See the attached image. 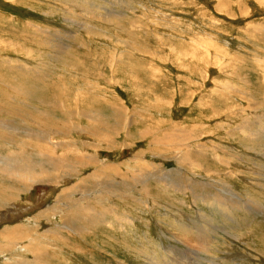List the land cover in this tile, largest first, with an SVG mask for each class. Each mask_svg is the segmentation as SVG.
I'll return each mask as SVG.
<instances>
[{
  "label": "rangeland",
  "instance_id": "obj_1",
  "mask_svg": "<svg viewBox=\"0 0 264 264\" xmlns=\"http://www.w3.org/2000/svg\"><path fill=\"white\" fill-rule=\"evenodd\" d=\"M0 14L4 16L3 21L0 19V37L13 38L12 41L28 48L26 53L17 48L8 50L9 53L0 51V61H5V57L14 60L10 73L2 66L0 73L6 75L7 71L25 87L41 89L34 98L35 106L41 98L59 94L66 85L72 95L80 91L92 101H102L103 104L94 107L97 110L101 111L110 101L114 103L113 110L121 103L136 113L137 107L146 109L152 99L139 97L128 87L126 80L139 72L156 88L157 94L177 95L174 94L177 101L173 107L160 114L150 112L146 117L173 119L187 127L198 124L203 127L198 137L204 136L197 137L194 143L203 141L206 150L213 147L216 150L198 158L208 171L190 168L192 173L184 172L174 160L163 165L165 162L149 155L153 165L161 164L166 170L184 173V179L178 177L179 183L169 179V187L149 182L154 184L152 197L140 198L142 203L151 202L150 208L140 206L141 209L134 204L135 207L123 208L119 213L124 221L117 217L109 226L106 221L109 216L101 215L91 222L83 218L86 234L107 241L106 247L101 245L106 249L98 253L97 248L84 247L85 251L97 254L96 258L89 254L78 258L66 248L62 252L66 257L64 264H264V0H0ZM184 48L198 49L209 60L201 64L193 59L189 63L184 58L175 61L171 56ZM112 55L116 59L110 71L105 66ZM180 62L187 63V69L178 68ZM240 90L247 92L248 97H242ZM151 92L154 93L152 88ZM85 121L57 120L55 126ZM142 125L140 121L127 129L135 135ZM31 127L41 130L34 123ZM72 136L80 138L77 134ZM123 136L116 140L118 144L124 140ZM147 138L102 158L104 162L123 163L122 169H128L130 178L133 165L128 160L139 152L140 146L149 148L151 137ZM183 168L186 170L187 166ZM150 171L155 173L154 166ZM146 172L143 174L148 175ZM0 176L4 173L0 172ZM193 182L190 188L194 194L178 191V185L187 189L185 186ZM52 187H37L14 213L0 219V229L8 226L22 230L19 235L22 244L13 250L19 259V262L15 257L12 260L16 264L25 257L31 259L26 246L42 239L40 233L51 232L48 242L60 240L49 228H55L61 221L49 217L47 208L63 187ZM137 191L132 195L136 204H140ZM122 199L131 203L125 197H117L94 201L92 207L102 213L105 210L113 213L123 205ZM28 230L30 235H25ZM68 234L80 238L74 231ZM110 245L124 259L112 258V252H106ZM46 257L52 264H60L58 254L47 251ZM6 259L0 257V264L8 262Z\"/></svg>",
  "mask_w": 264,
  "mask_h": 264
},
{
  "label": "bare ground",
  "instance_id": "obj_2",
  "mask_svg": "<svg viewBox=\"0 0 264 264\" xmlns=\"http://www.w3.org/2000/svg\"><path fill=\"white\" fill-rule=\"evenodd\" d=\"M2 17L4 16L0 14L1 20ZM87 32L88 34H93L91 31ZM5 37H0L1 52L9 53L8 50H16V48L20 52L26 53L28 51L25 45L17 41H12L14 40L13 38H11V40ZM197 50L184 48L182 52L177 55H172L171 57H174L175 61L184 58V62L187 63H189V59L200 61V64L201 62L206 63L209 60V56L207 55L205 57ZM10 58L11 57H5V61H0V66H2L4 70H8L9 73V70L13 68L14 62V60ZM111 58L110 63L106 62L105 66L110 71L113 70L116 55H112ZM157 58L159 59L160 57ZM215 60L220 62L219 58H215ZM147 63L149 64L150 62L147 61ZM187 63L183 64L180 62L178 68L187 69ZM218 65H220V63H218L217 66ZM5 74L6 75H2L0 73V172L4 173V176H0V219L9 217L11 212L14 213V211L19 208V204L24 203L27 197L30 196L37 187L45 186L46 188L51 187V189H54L52 186L63 187L61 193L55 197L53 205L47 208V215L50 214L49 217L53 218V216H55L56 220L59 219L61 221L55 228H49V230L55 234L56 238L60 240L57 242H48L46 240L50 237L51 232L44 231L40 233L42 239H36L37 243H35V245L32 243V245H34L33 247L31 244L28 246L29 243L26 246L31 259L26 260L25 257L19 264H52L50 260H47V251L58 254L61 258L60 264H64L66 263V257L62 252L66 248H69L68 251L70 253L72 252V254L75 253L78 255V258L79 256H84V258H86L85 256L88 254L96 258L97 254L85 251L84 247L97 248L99 253L103 252V249H106L105 243L108 242L105 241L104 243V240H96L92 237V234H86L83 218L91 222L101 215L105 217L109 216L110 219L107 218L106 221L110 226L112 225L110 224L111 221L115 220L114 218L118 217L120 221L123 219L121 218L123 215L119 213L123 208L135 207L132 204L139 207L141 206L144 209L150 208L151 202L149 204L141 202V198L149 200L153 195L152 189L154 184L149 182H158L162 186L169 187V184H167L169 179L172 183H179V178L184 179L183 177H185L184 173L180 174L175 171L164 169L163 165L171 162V160H174V163L181 167L184 172L187 171V173H192L193 170L191 171V169L207 170L202 166V163H199L200 161L198 158L201 157V155H207L213 152L215 148L213 147L206 150V145L202 143L203 141L198 143H194L193 141L198 137L203 127L195 123H192V127H187L182 125V123L178 122L177 124L173 122V119L156 116L146 117V114L150 112L160 114L165 108L167 111L168 108L174 106V101L177 98H174L176 95L175 93V95L169 93L168 96L165 92L157 94L156 88L150 86L145 80L146 78L139 72L132 76L130 80H126V82L130 84L128 87H131V91L136 92L139 97H151L155 100L152 102V99H150L151 103H147L149 105L146 109L137 107L138 110L136 113L132 111L133 109L131 110L127 107L126 104L121 105V103H117L113 110L114 103H111L109 100V102L105 103L101 108V111L97 110L94 107L98 104H103L102 101L99 103L95 101L96 99L92 101L88 99L87 95L85 96L84 92L80 91L72 95V93L70 94L65 88L66 85H63V88L59 90V94L55 93L52 97L41 98L42 100L35 106L36 100H34V98L38 93H41V89L35 91L31 88H27L20 84V82H16L15 78L9 76L7 71ZM59 84L61 83L59 82ZM150 87L154 90V93L151 92ZM239 93H241L242 97H248L249 95L247 92L244 93L241 90ZM53 101H57V103L51 104ZM38 106H42V108ZM49 106H52L53 109H50ZM111 109L113 112H111ZM136 117H140V120H136ZM83 118L86 120L83 124H81V122H75L74 124L64 127L55 126L57 120L71 122L74 119L81 120ZM128 121L131 122L128 124ZM140 121H143V125L138 128L140 131L133 135L128 131L127 127L139 125ZM31 123L39 126L41 130L38 131L33 129ZM144 125L146 126L145 129L143 128ZM73 134H77L80 138L77 140L72 139ZM122 134H124L123 137L127 143L123 140L118 144L116 140L119 141L120 135ZM202 136H204V134H201L200 137ZM147 137H151L149 148L146 150V148H141L140 146L141 149H138L139 152H136L130 160H128L129 163L133 165L132 172H129L130 178L127 177L128 169H122L123 163L104 162L105 159L102 158L104 154H111L112 151H118V149L130 148V144L133 143L136 145L138 141H143ZM78 148H80L81 151L77 152ZM218 150L219 148H217V151ZM149 155H151V158L155 157L165 163L155 166L148 160ZM216 162H218V160ZM185 165L187 166L186 170L183 168ZM153 166L155 168L154 174L152 171L149 172ZM146 171L148 175L143 174ZM211 175H213V173H211ZM193 184L194 182L185 186L187 189H184L180 184L177 186V189L178 191H183V193L185 192L184 190H186L194 194L193 188H190ZM198 187H201L200 190L202 189V186ZM195 188L197 190V187ZM136 190H138V194L135 193V195L138 197L140 204H136L134 196L132 195ZM117 197H125L129 199L131 203L122 199L123 205L113 213L109 210H105L102 213L92 207L94 201L105 202ZM127 217L128 216L125 218ZM125 222L129 223V220L126 219ZM87 225L90 226V223H87ZM68 231H74L80 238L69 235ZM20 233H22V230L18 227L10 228L8 226H2L0 229V240H3V242L0 243V257L6 259L7 256H9V258L6 259L8 262L5 264L17 263L15 260L14 262L12 261L16 258V252L13 250L17 249V247H20L22 244V238L19 236L21 235ZM24 233L25 235L26 233L30 235V230L24 231ZM108 239L110 243L114 244L110 238ZM87 241H89L90 244ZM71 244L74 245V247H69ZM101 245L105 247H101ZM112 245H110L111 247L109 246L112 251H110V248L107 246L109 249L108 251L106 250V252H112V254L109 253L113 256L112 258H122L123 256H119ZM52 255L55 256V254ZM18 260L19 259L16 258V261Z\"/></svg>",
  "mask_w": 264,
  "mask_h": 264
}]
</instances>
